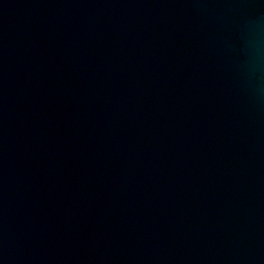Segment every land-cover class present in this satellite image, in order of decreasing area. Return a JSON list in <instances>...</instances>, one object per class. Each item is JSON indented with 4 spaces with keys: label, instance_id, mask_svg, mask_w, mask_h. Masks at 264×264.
Returning <instances> with one entry per match:
<instances>
[{
    "label": "water",
    "instance_id": "1",
    "mask_svg": "<svg viewBox=\"0 0 264 264\" xmlns=\"http://www.w3.org/2000/svg\"><path fill=\"white\" fill-rule=\"evenodd\" d=\"M0 264H264V0H0Z\"/></svg>",
    "mask_w": 264,
    "mask_h": 264
}]
</instances>
